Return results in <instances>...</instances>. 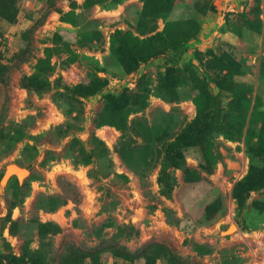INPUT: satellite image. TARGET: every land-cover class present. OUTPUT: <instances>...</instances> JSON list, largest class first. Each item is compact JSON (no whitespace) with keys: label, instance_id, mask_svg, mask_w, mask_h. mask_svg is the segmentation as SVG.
Instances as JSON below:
<instances>
[{"label":"rangeland","instance_id":"374dc122","mask_svg":"<svg viewBox=\"0 0 264 264\" xmlns=\"http://www.w3.org/2000/svg\"><path fill=\"white\" fill-rule=\"evenodd\" d=\"M126 32L163 36L135 70ZM126 90L128 160L101 122ZM0 264H264V0H0Z\"/></svg>","mask_w":264,"mask_h":264},{"label":"trees","instance_id":"16d2710c","mask_svg":"<svg viewBox=\"0 0 264 264\" xmlns=\"http://www.w3.org/2000/svg\"><path fill=\"white\" fill-rule=\"evenodd\" d=\"M162 39L163 36L160 34L154 35L149 38H140L136 35H133L131 32H126L125 36L122 39V45L117 51V55L121 59L122 64H124V66H126L128 70H135L142 60L148 59L157 53L156 48L159 45L158 41ZM103 86L104 85H100L94 90L99 91L103 88ZM88 92L92 91L88 90ZM148 98L149 97H147L146 95L141 98L140 96L133 94L129 90L123 91L117 95L109 93L105 98L106 104L103 109L101 122H109L118 126L124 131V134L122 135L121 141L119 143V150L127 160V153L131 152L130 150H132V148H128L127 146L129 115L132 111L147 105ZM198 102L202 104L200 101ZM203 108L200 106L199 116L194 121L189 123L187 128H185L184 131L177 137V139L173 143H171V147L167 148V158L164 160L165 162L160 170V181L162 184H168V186H170L174 181V177L168 170V163L170 162L177 166L179 164V159H183L186 157L185 148L193 145L194 143L203 142L205 140V128L200 122V116L202 115ZM146 127L151 128L149 124H147ZM94 136L97 138L96 135ZM74 140H77V138H74ZM68 154L71 155L77 163H90L93 158L98 155L106 156L107 146L104 144V148L98 153H96L94 150L90 151L84 150L82 148V151H78L74 148H71L69 149ZM207 158L211 165L205 167V170L211 173L214 168L213 166L217 162L218 154L214 153L213 151L210 157ZM248 186L251 187V184L248 183Z\"/></svg>","mask_w":264,"mask_h":264},{"label":"bare ground","instance_id":"6f19581e","mask_svg":"<svg viewBox=\"0 0 264 264\" xmlns=\"http://www.w3.org/2000/svg\"><path fill=\"white\" fill-rule=\"evenodd\" d=\"M13 171H17L21 179H23V177L28 174V169L18 164H11L9 166L7 176L10 175ZM228 227H230L229 231H233L236 228V224H233V222H231Z\"/></svg>","mask_w":264,"mask_h":264},{"label":"water","instance_id":"95a60500","mask_svg":"<svg viewBox=\"0 0 264 264\" xmlns=\"http://www.w3.org/2000/svg\"><path fill=\"white\" fill-rule=\"evenodd\" d=\"M11 164H9L8 166H7V169H6V171L8 172V169H9V166H10ZM17 176L20 178V175L17 173Z\"/></svg>","mask_w":264,"mask_h":264},{"label":"crops","instance_id":"0c3cea01","mask_svg":"<svg viewBox=\"0 0 264 264\" xmlns=\"http://www.w3.org/2000/svg\"><path fill=\"white\" fill-rule=\"evenodd\" d=\"M55 21H53V23H54ZM57 26H59L58 24H57Z\"/></svg>","mask_w":264,"mask_h":264}]
</instances>
